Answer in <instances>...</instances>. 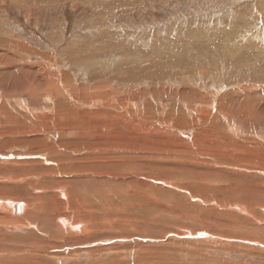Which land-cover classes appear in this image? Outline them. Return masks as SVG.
I'll use <instances>...</instances> for the list:
<instances>
[{
  "label": "rangeland",
  "instance_id": "obj_1",
  "mask_svg": "<svg viewBox=\"0 0 264 264\" xmlns=\"http://www.w3.org/2000/svg\"><path fill=\"white\" fill-rule=\"evenodd\" d=\"M263 94L264 0H0V264H264Z\"/></svg>",
  "mask_w": 264,
  "mask_h": 264
},
{
  "label": "bare ground",
  "instance_id": "obj_2",
  "mask_svg": "<svg viewBox=\"0 0 264 264\" xmlns=\"http://www.w3.org/2000/svg\"><path fill=\"white\" fill-rule=\"evenodd\" d=\"M11 76H12V73H11ZM17 84H18V83H17ZM260 91H261V90H260ZM245 92H246V91H245ZM242 93H243V92H241V94H242ZM246 93H247V92H246ZM260 93H261V92H260ZM243 94H244V93H243ZM243 94H242V95H243ZM263 95H264V94H263ZM235 96H236V95H235ZM254 97H255V96H254ZM261 97H263V96H261ZM57 98H58V97H57ZM57 98H56V99H57ZM247 98H248V97H246V99H247ZM259 98H260V97H259ZM58 99H59V98H58ZM59 101H60V100H59ZM57 102H58V101H57ZM57 102H56V103H57ZM58 103H59V102H58ZM247 103H248V102H247ZM254 103L257 105V101H256L255 99H254V102L252 103L251 107L248 108V111H251V110L253 109V107H254V106H253ZM263 106H264V105H263ZM263 108H264V107H263ZM243 114H245V116H246L247 118H248V116L250 117L251 115H253L252 112H248V113H247V112H243ZM256 114H257V113H256ZM258 115H259V114H257V116H258ZM234 134H235V133H234ZM36 135H37V134H36ZM36 137H37V136H36ZM37 138H38V137H37ZM38 139H39V138H38ZM88 147H89V149L91 150L92 147L89 146V145H87L86 148H88ZM78 148H81V147H80L79 145H75V146H74V150H78ZM89 149H87V150H89ZM64 150H66V149H64ZM84 151H85V150H84ZM94 155H95V154H94ZM94 155H93L92 153H89V154L87 155V156H89V158H90L89 163H91V164L93 163V160H95L94 158L96 157V155H95V156H94ZM59 157H60V156H59ZM66 158H67V157H66ZM80 159L83 160V158H80ZM81 160H80V161H81ZM39 163L41 164V162H39ZM42 164H43V163H42ZM42 166H43V165H42ZM42 166H41V167H42ZM69 171H70V170H69ZM18 210H19V209H18ZM59 224H60V223H59ZM61 224H62V223H61ZM62 228H63V227H62Z\"/></svg>",
  "mask_w": 264,
  "mask_h": 264
}]
</instances>
